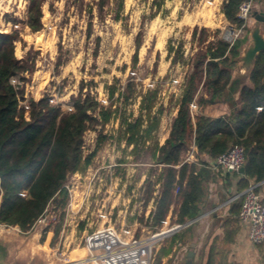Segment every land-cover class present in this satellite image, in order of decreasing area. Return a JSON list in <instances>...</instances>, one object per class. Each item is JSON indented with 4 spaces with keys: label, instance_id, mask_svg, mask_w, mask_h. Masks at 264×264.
<instances>
[{
    "label": "trees",
    "instance_id": "trees-1",
    "mask_svg": "<svg viewBox=\"0 0 264 264\" xmlns=\"http://www.w3.org/2000/svg\"><path fill=\"white\" fill-rule=\"evenodd\" d=\"M247 0H226L222 5L225 17L232 25L240 28L243 21L237 18L239 8ZM44 0H29L26 25L42 27L40 5ZM260 11H264V1L256 0ZM110 0H96L99 13L105 11ZM84 1L80 0L77 11L82 13ZM92 25L89 28V34ZM239 37L233 45L219 38L207 43V31L198 41L200 49L192 60V72L177 104V114L173 119L168 139L164 145L151 152L153 163L162 166L157 183H160L158 198L154 199L155 185L146 180L147 207L154 199L151 230L163 228L172 207L176 224L195 220L201 213L206 193V183L213 178L208 163L215 161L233 145L245 149V173L239 183L244 191L251 182H264V53L256 61L250 77V86H243L239 96L234 95L239 81H234L238 68V58L248 42V33ZM194 33L193 38H196ZM20 39L17 31L0 33V219L19 213L20 222L27 228L34 217L44 212L50 204L65 210L70 197L65 186L69 178L90 167L98 151L108 137L103 134L106 124L111 122L115 112L104 106L96 97L83 93V84L77 97L72 98V112H64L59 105L50 103L49 96L42 101H24V91L12 84V79L24 72H32L33 67L25 60L14 58L15 41ZM205 43H207L205 45ZM140 36L137 39V54L133 57V67L138 63ZM59 60L57 67L63 66ZM128 101L134 95L133 84L128 85ZM114 91L110 93L112 97ZM226 104L228 114L212 117L209 108L217 103ZM193 106L197 113H193ZM147 111L148 125L142 129L141 118L128 123L126 143L134 145L139 139L152 140L160 127L162 110L152 116ZM30 114V119H26ZM89 131L97 133L96 148L85 155V135ZM194 141L196 157L200 166L183 165L184 155ZM180 166L179 168H177ZM179 193L175 195V190ZM28 193V200L23 194ZM241 205V199H239ZM240 211V209H239ZM173 217V218H174ZM143 222V220H139ZM191 227V226H190ZM61 226L55 230L58 235ZM177 241L186 243L180 234L171 238L168 248H162L159 259L168 256Z\"/></svg>",
    "mask_w": 264,
    "mask_h": 264
},
{
    "label": "clouds",
    "instance_id": "clouds-1",
    "mask_svg": "<svg viewBox=\"0 0 264 264\" xmlns=\"http://www.w3.org/2000/svg\"><path fill=\"white\" fill-rule=\"evenodd\" d=\"M65 2L66 0H44L40 5L42 12L40 25L42 27H36L34 30V26L26 25L23 31L20 32V39L14 42L15 50L13 55L16 60H24L32 49L39 52V57L35 62V71L30 76L32 82L27 86V93H30L37 102L45 99L46 90L54 79L52 65H49L46 71L45 62L48 60L54 62L56 60L59 55L58 45H62L66 51L79 48L78 54L73 51V58L62 66V75L55 77L57 84L64 78L69 77V74H72L76 80V85L71 86V90L69 88L64 89L67 95L63 96L62 100L67 101L76 93L81 79L85 81L92 79L87 72L82 76L79 71L85 63L86 56L88 69L90 70L95 62L100 65V68L97 69L98 71L108 66L106 61L115 59L116 66L112 67L111 76L104 77L109 84L112 83V77H121L123 75L126 79L128 73L118 72L116 67L132 63V58L137 54L136 37L141 31V18L143 16H151L152 12L155 11L153 0H147L146 3L142 2V0H124L122 15L125 17L130 16L128 26L131 29L130 34H125L124 21L121 20L119 23L113 21L115 12L109 11V9L115 8V0H110L109 5L105 8V12L108 14L105 17L103 28H111L112 31L101 30L98 15L93 20L95 32L92 41L94 42L96 37L101 38L98 58L94 61L93 50L96 48L95 43L91 45L87 53L84 50L86 37L82 33L87 31V16L81 20L78 15H73V13L77 12V9L72 8L71 13H69L70 22L63 29L60 28L61 21L64 19ZM222 3L223 0H163L159 13L150 22L144 24V36L139 47L140 64L144 63L149 50L155 43V50L151 52V59L148 60V65L151 67L155 64L157 53H159V78H162L172 65L171 59L166 61L169 56L167 48L170 40L183 38L184 41H191L194 33L206 30L209 33V43H211L215 39L217 30L223 32L226 26L231 23L225 17ZM50 4L54 5L55 9L58 10L57 14L53 15L49 10ZM14 6L19 9V11L15 12V15L23 18L27 12L29 0H0V32L2 33H10L12 31L11 24L7 28L2 27V18L6 13H12ZM166 11L167 15L165 14ZM237 15L247 17L248 11L244 9ZM76 25H79V31L73 32V27ZM189 49L190 45L186 43V55ZM179 70V65H177V71ZM23 75L29 76V73L26 71ZM95 79L99 84L97 91L100 92V101L107 105L108 100L104 96L105 86L99 83L101 77L97 76ZM150 80L151 77L145 83H149ZM182 81L183 77H180L175 81V84L180 85ZM12 84L16 85L17 81L12 80ZM172 91L178 92L179 89L174 87ZM50 103L54 105L56 101L52 100ZM25 118L30 119V114H26ZM75 178L77 180L81 179L80 174L77 173ZM87 179L89 183L84 186V191L76 192V200L72 209L74 212L84 209L83 215L80 216L81 220L88 216L90 206L85 207V203L93 192L90 184L91 175ZM141 183H143L142 180ZM117 187L118 185H113L108 188L106 198L102 204L97 202V210L92 213L97 218L99 227L97 235L105 232H116V225L113 223L112 217L121 200V196L117 195L116 192ZM23 195L28 200L32 199L28 193ZM0 200H2V195H0ZM109 204L112 206L111 209H109ZM47 212L48 208H45L43 213L34 217L27 228L20 222L19 213L13 214L6 219H0V264H106V261L98 259L103 257L105 253L93 251L88 246L89 233L87 231L81 235L78 234L75 228H73L71 233L62 230L57 238L56 232L49 230L45 236L44 229L48 227ZM106 212L107 215L105 214ZM119 215L123 216L124 213L120 212ZM92 227L94 225L89 224V228ZM237 227L239 230L236 234L235 242L231 245V254L236 255L238 264H264V247H256L253 241L247 238L248 233L244 224H239ZM57 239L61 242L54 243V240ZM164 264H167V258L164 260Z\"/></svg>",
    "mask_w": 264,
    "mask_h": 264
},
{
    "label": "rangeland",
    "instance_id": "rangeland-1",
    "mask_svg": "<svg viewBox=\"0 0 264 264\" xmlns=\"http://www.w3.org/2000/svg\"><path fill=\"white\" fill-rule=\"evenodd\" d=\"M84 11L80 13L77 11L73 15H78L81 20L87 16V31L83 32L82 35L86 37L84 50L87 53L88 49L93 43H95L96 48L93 50L94 61L98 58L99 47H100V37H96V40L93 42L92 37L94 35L95 29L93 25V20L96 19V16H99V23L102 31H112L111 28L104 29L103 25L105 22V17L108 13L105 11L101 14L96 6V0H83ZM226 0H223V3ZM80 0H66L65 9H64V19L61 21L60 28L63 29L69 22V13H71L72 8L78 9ZM146 3L147 0H142ZM222 3V5H223ZM163 0H153V8L155 11L152 12L151 16H143L140 21L141 31L136 37L137 39L140 36V45L142 44V37L144 36V24L150 22L152 18L161 10ZM109 5V4H108ZM107 5V6H108ZM106 8V7H105ZM124 9V0H115V8L109 9V11L115 12L113 16V21L119 23L121 20L124 21L123 27L125 34H130L131 29L128 26V21L130 16H123ZM53 15L57 14V9L54 5L50 4L49 9ZM19 11L18 8L14 6V11L12 13L4 14L2 20L3 28H7L9 24L12 25V31H17L19 34L23 31L27 22V12L24 14V17H19L15 15V12ZM28 11V9H27ZM167 15V11L165 12ZM255 20L250 27V32L255 26ZM92 25V30L89 34V28ZM235 27L231 23L226 26L225 30L221 32L217 30L215 34L216 41L219 38H227L228 33H230ZM79 31V25L73 27V32ZM10 32V33H11ZM249 32V33H250ZM2 33V32H0ZM248 33V39H249ZM203 31L198 32L196 38L191 39V41H184L183 38L179 40H170L168 44L169 56L166 58L172 60V65L167 70V73L164 77L159 78V63H160V54L157 53L156 62L153 66L149 67L148 60L151 59V52L155 50V43L153 47L149 50L148 55L146 56L144 63L140 64L139 61V52H138V63L136 67H133V58L132 63L124 64L120 67H116V70L121 73L127 72V78L125 79L122 75L121 77H112V83L109 84L104 77L111 76V69L115 67V59L112 61H106L107 67H104L102 70L98 71L100 65L93 63L91 69L87 67V56L85 57L84 65L79 69L81 75L85 72L92 77L91 80L85 81L81 79L79 82V87L77 88L76 93L67 101L62 100L61 98L67 95V92L64 91L65 88L71 90V86L76 85V80L72 74H69V77L64 78L57 84L55 77L62 75V66L57 67L59 60L63 61L66 65L73 58V51L77 54L79 48L75 50L69 49L65 50L62 45H58L59 55L56 60L53 62L48 60L45 62V70H48L49 65H52V73L54 79L52 80L49 88L46 90L45 96H49L51 101L55 100V105H59L64 112H72L74 110L72 98L77 97L80 92V87L83 84L84 92L89 93L92 96L96 97L100 101V92L97 91L99 84L97 83L95 77L100 76V82L104 84V96L108 100L107 105H103L111 108L115 112V116L111 122L106 124L103 129V134L108 137L105 144L102 145L100 150L97 153L96 158L94 159L90 167H86L81 172H79L81 179L77 180L76 174L72 175L69 178L68 183L66 184V190L69 192L70 197L68 204L65 210L56 209L55 203H52L48 207V212L46 213V220L48 222V227L44 229V235H47L49 230L55 231L57 227L61 226L60 232L66 230L68 233H71L73 228L76 229L78 234H83L85 231L90 233L98 229L97 218L92 215L93 212L97 210L98 203L102 204L103 200L107 196L108 188L113 185H118L116 188L117 195L121 196V200L115 213L112 217L113 223L116 225V228L119 230H132L136 236H148L147 231H143L146 225V216L144 206L145 199L147 197V184L146 180L150 179L151 182L156 183L159 179L160 168L153 163L151 158V152H154V149L157 147L158 139L163 137L160 135L158 138L157 134H153L154 138L148 140L145 138V135H141L139 139V145L135 150L134 145H128L126 143V134L124 133L126 127L123 122L126 121L131 123L138 118L142 120V129H145L148 125L147 120V111L149 107L151 108V115H158V112L162 110V115H160L162 126L161 133L166 134L169 118L177 113V104L181 98L182 91L187 83L188 77L192 72V60L195 54L200 49L199 39L203 37ZM115 35V33H113ZM62 38V33H61ZM209 42V33L207 32V43ZM190 45V49L185 54V44ZM205 43V45L207 44ZM175 45V46H174ZM247 45V44H246ZM245 48V47H244ZM118 51V50H117ZM39 57V52L35 49H32L24 58L25 61H28L33 67L32 72H28L29 76L18 75L12 80H16V87L24 91V101L21 102L22 105L28 106L30 100H34L30 93H27V86L31 84L30 76L35 71V62ZM177 65H179V71H177ZM130 69V71H129ZM235 76L243 75L241 71L237 70L234 74ZM149 83H145L149 80ZM183 77V81L180 85H176L175 81ZM133 84L134 95L128 100L125 101V97L129 94L128 85ZM179 89L178 92L172 91L173 88ZM114 91L113 96H110V93ZM101 102V101H100ZM224 104V103H223ZM223 104H219L208 111V114L211 115H225L224 111H221ZM193 112L196 113V110L193 109ZM156 139V141H155ZM97 133L94 131H89L85 135V155H89L96 148ZM91 175L92 179L90 181L91 187L93 189L92 195L86 200L85 207L90 206L88 216L81 220L80 216L83 215L84 209H80L79 212H74L73 206L76 200V192L84 191V186L89 183L87 177ZM141 180L143 183H141ZM159 191V188L155 187V192ZM155 198V193L154 196ZM127 202V203H126ZM111 204H109V209H111ZM123 212L124 215L120 216L119 213ZM107 215V212L105 213ZM135 220H143V222L135 223ZM89 224H93L94 227L89 228ZM175 224H170L168 227H163L158 230L157 233L171 228ZM59 232V233H60ZM151 236V234L149 235ZM59 234L57 235V238ZM171 239L165 240L162 242L169 247V242ZM61 242L59 239L54 240V243ZM160 243V242H158ZM161 243V244H162ZM160 246V244H157ZM163 245L160 246L156 254V260L154 264H161L159 259L160 251ZM185 257V256H184ZM184 257L178 264H183ZM186 261L184 262V264Z\"/></svg>",
    "mask_w": 264,
    "mask_h": 264
},
{
    "label": "built area",
    "instance_id": "built-area-1",
    "mask_svg": "<svg viewBox=\"0 0 264 264\" xmlns=\"http://www.w3.org/2000/svg\"><path fill=\"white\" fill-rule=\"evenodd\" d=\"M260 6L256 0H247L241 4L239 12L247 9L248 16L240 17L238 19L243 21V25L228 33L227 38L231 45L239 38L247 34V29L250 28L254 22V11H260ZM192 109H196L193 106ZM246 156L245 149L239 144L233 145L226 153L219 156L215 161L208 163V168L216 173L229 174L239 173L240 169L245 165ZM197 165L200 166L199 159L196 157V145L194 141L191 143L189 149L184 155L183 165ZM157 166V165H156ZM178 166L177 168H179ZM160 171L162 166H158ZM160 191V183L157 186ZM66 188V186H65ZM159 191L155 192V198H158ZM179 193V188L175 190V195ZM154 199L151 201L154 204ZM241 199L239 220L247 222L250 226L249 239L253 241L256 247L264 245V191H261L260 184L251 182L247 189L237 198ZM155 210V209H154ZM152 214V213H151ZM146 216V225L143 231H147L148 236H136L132 230H119L116 228L115 233L105 232L97 235L99 228L91 231L88 236V246L93 251H102L105 253L103 257L98 259L106 261V264H154L156 254L163 245L162 242L173 238L175 235L181 233L183 230L193 225L194 221L189 220L185 224H175L171 228H167L160 233L158 230H151L149 224L152 217ZM136 220V224H138ZM166 232V233H165ZM151 234V236H149ZM160 242V243H158ZM162 243V244H161ZM160 244V246H157ZM189 246L177 241L173 247L171 254L167 257V264H178L181 259L188 252Z\"/></svg>",
    "mask_w": 264,
    "mask_h": 264
},
{
    "label": "crops",
    "instance_id": "crops-1",
    "mask_svg": "<svg viewBox=\"0 0 264 264\" xmlns=\"http://www.w3.org/2000/svg\"><path fill=\"white\" fill-rule=\"evenodd\" d=\"M219 104L223 103H217L215 106ZM225 106L226 104H223L221 111H224L226 114H228ZM212 108L207 110V114ZM176 114L169 118L166 134L162 135V126L159 127V130L155 133L157 134L158 138L160 135L163 137L162 139L157 140L159 141L157 146L160 147L164 145L165 141L168 139L171 124L173 119L176 117ZM208 115L212 117L222 116H214L211 114ZM210 171L212 172L213 178H210V180H208L206 183V193L202 211L200 215L194 220L193 225L183 230L179 234L183 238V241L186 242L185 244L189 246L188 251H190L192 249V245L195 244V248H193L195 252L193 264H238L236 255L231 254V245L235 242V237L239 230L237 225L244 224V227L248 233V239L250 232L249 224L241 222L238 217L240 203L237 198L243 193V191L239 190V183L242 180L243 175L240 173L222 174L216 173L212 170ZM259 184L261 191H264V182ZM176 208V206L171 208V211L164 224L165 227H168L170 224H176V218L173 214V211ZM154 209V204L150 202L145 209V216L150 215ZM259 247H264V245ZM162 248L167 247L165 244H163ZM187 253L183 259L184 262L186 261ZM230 254L231 259L229 258ZM168 256L161 257V264H164V260Z\"/></svg>",
    "mask_w": 264,
    "mask_h": 264
},
{
    "label": "water",
    "instance_id": "water-1",
    "mask_svg": "<svg viewBox=\"0 0 264 264\" xmlns=\"http://www.w3.org/2000/svg\"><path fill=\"white\" fill-rule=\"evenodd\" d=\"M253 16L256 22L255 26L249 33L247 45L238 58L239 64L237 70L241 71L243 75H234V81L240 82L239 88L234 95L236 98L239 96L241 87L251 85L250 77L255 68L257 58L261 53H264V12L254 11ZM245 169L246 167L244 165L239 173L244 175ZM193 248H195V244L192 245V249L186 255V264H193L195 258Z\"/></svg>",
    "mask_w": 264,
    "mask_h": 264
},
{
    "label": "bare ground",
    "instance_id": "bare-ground-1",
    "mask_svg": "<svg viewBox=\"0 0 264 264\" xmlns=\"http://www.w3.org/2000/svg\"><path fill=\"white\" fill-rule=\"evenodd\" d=\"M166 233V232H165Z\"/></svg>",
    "mask_w": 264,
    "mask_h": 264
}]
</instances>
